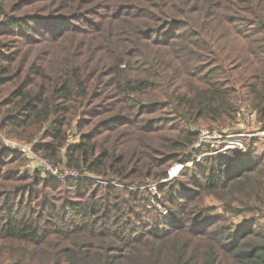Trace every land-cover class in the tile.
Instances as JSON below:
<instances>
[{
  "label": "trees",
  "instance_id": "16d2710c",
  "mask_svg": "<svg viewBox=\"0 0 264 264\" xmlns=\"http://www.w3.org/2000/svg\"><path fill=\"white\" fill-rule=\"evenodd\" d=\"M241 110L264 132V0H0V264H264V151L193 148Z\"/></svg>",
  "mask_w": 264,
  "mask_h": 264
},
{
  "label": "built area",
  "instance_id": "2783aa9c",
  "mask_svg": "<svg viewBox=\"0 0 264 264\" xmlns=\"http://www.w3.org/2000/svg\"><path fill=\"white\" fill-rule=\"evenodd\" d=\"M245 113H247V112H244L243 110H241L237 116L238 117L241 115L244 116ZM236 121H237V117H236V120L234 122H232L231 124H228L227 126L209 129V130H207L209 132H202L203 130L199 131L198 140H197L196 144L193 146V148L196 149L199 147H203L205 150L208 151V153L205 156L233 155V154H238V153H246L247 148H246V144L244 143V140L256 139L257 136H255V135L242 136L243 134L236 135L237 133H231V134L224 133L225 131L228 132L229 129H231L235 125V123H237ZM223 129H224V132L219 134L220 135L219 136V143L221 145L225 146V147L221 148L222 150H217L214 147L212 148L203 142L204 140H202V136L204 135V133H214V132L218 133V132L223 131ZM261 134H264V133H261ZM229 135H232V136L230 137ZM231 138H235L236 140L231 141L232 140ZM226 140H227V142H226ZM6 145H7L9 150L16 152L17 154H21L23 156H26L27 159L29 160V164L27 166L30 167V161L36 164L37 167H35L34 169H31L32 172H34V171L41 172L42 175L48 174L50 177L59 178V179L76 180L79 178L77 173L66 169L64 167V165H62L60 167L55 166L52 163H50L48 160L42 159V158L38 157L37 155H35L33 153V147L31 145H27L25 143L20 144V143L15 142V141H9L8 144L6 142ZM180 165H181V168L177 167L176 169L175 168L173 169V170H175V172H174L175 175H179V173H181V171H183L184 168H187L190 164H186V165L180 164ZM169 177H172V176L170 175ZM168 179H170V178H168ZM92 181H94V180H92ZM156 186L157 185H151L148 187L152 195H154V193H155ZM155 207L160 211L161 216L167 215V210L165 208L161 207L160 205H155Z\"/></svg>",
  "mask_w": 264,
  "mask_h": 264
},
{
  "label": "rangeland",
  "instance_id": "374dc122",
  "mask_svg": "<svg viewBox=\"0 0 264 264\" xmlns=\"http://www.w3.org/2000/svg\"><path fill=\"white\" fill-rule=\"evenodd\" d=\"M236 122L237 123H235V125L231 129H229L228 132H226V131L224 132V129H223V131L218 132V133H216V132L204 133V135L202 136V140H204L203 142L212 148L214 147L217 150H222L221 148H223L225 146L221 145L219 143V136H220L219 134H221L223 132L226 134H231V133H237L236 135L243 134L242 136L255 135V136H257L255 140H257V142H258V143H256L257 145L255 148H257L259 152L264 151V134H261L264 132L260 130V127H259L260 125L256 121L255 114H250L249 112H247V113H245L244 116H242V115L239 117L237 116ZM201 130H203L202 132H209V131H207V130H209L207 128L200 129L199 131H201ZM71 133L73 134V136H72L70 142L74 144L75 142H77V139H75L76 138L75 137L76 136L75 131L72 130ZM229 136L231 137L232 135H229ZM231 139H232L231 141L236 140L235 138H231ZM248 141H249V139H246V140H244V143L247 144ZM4 142H5V144H6V142L8 144L9 140L5 139ZM226 142H227V140H226ZM20 144H22V143H20ZM28 164H29V160L28 161L26 160V162H24V167H22L21 169L27 170L28 172H30V174L37 172V171L32 172V170H31V169H34L35 167H37L35 163L30 161V167L27 166ZM176 164L172 165V167L168 170V176L166 179L168 182H171L172 180H174V178H176L178 176V175L174 174L175 170H173V169L174 168L176 169L177 167L181 168L180 164H183V163L177 162ZM185 169H187V168H184L183 171ZM183 171H181V172H183ZM170 175L172 177H169ZM168 178H170V179H168ZM166 182H164V183H166ZM206 202L208 205L215 206L216 208H218V204L216 202H214L210 199L206 200ZM243 221H244V218L242 216H239L233 220L235 226L242 224Z\"/></svg>",
  "mask_w": 264,
  "mask_h": 264
}]
</instances>
